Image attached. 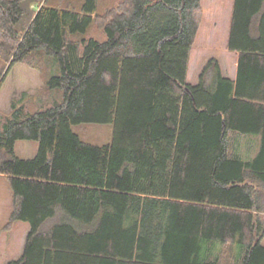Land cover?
<instances>
[{
	"label": "trees",
	"instance_id": "trees-1",
	"mask_svg": "<svg viewBox=\"0 0 264 264\" xmlns=\"http://www.w3.org/2000/svg\"><path fill=\"white\" fill-rule=\"evenodd\" d=\"M233 1L235 78L209 59L190 84L201 0L101 14L98 0H0V54L12 65L43 50L59 69L45 86L63 90L0 122L10 224L29 223L6 264H264V0ZM82 122L111 123V140L82 141ZM231 132L258 135L252 158L230 153ZM18 139L38 141L34 157L15 155ZM226 243L240 247L229 263L213 252Z\"/></svg>",
	"mask_w": 264,
	"mask_h": 264
},
{
	"label": "rangeland",
	"instance_id": "rangeland-1",
	"mask_svg": "<svg viewBox=\"0 0 264 264\" xmlns=\"http://www.w3.org/2000/svg\"><path fill=\"white\" fill-rule=\"evenodd\" d=\"M116 0H98L97 13L101 14L113 6ZM233 0H201L200 26L190 50L187 81L196 84L199 74L209 59L219 63L222 74L230 76V69L237 61V53L227 48L230 19ZM96 15V21L89 28L94 37H102L101 20ZM43 50L33 53L26 61L10 65L0 54V74L4 80L0 82V122L10 114L12 103L24 106L27 111L40 110L59 101L63 97L61 88L47 89L45 78L57 73L58 65L54 58L43 54ZM28 61L37 63L39 67L31 66ZM8 70V71H7ZM236 70V67H234ZM7 71V72H6ZM82 141L92 144H104L112 138L111 123L82 122L71 125ZM230 153L244 159L252 158L259 147V137L255 134H229ZM38 150V141L34 139H18L14 144V153L19 158H32ZM261 216L264 217V187L260 190ZM12 208V189L5 175H0V264H6L10 259L21 254L24 239L29 229V223L17 220L10 224ZM264 245V236L261 240ZM237 245L217 244L213 252L218 254L224 263H229L238 255Z\"/></svg>",
	"mask_w": 264,
	"mask_h": 264
},
{
	"label": "crops",
	"instance_id": "crops-1",
	"mask_svg": "<svg viewBox=\"0 0 264 264\" xmlns=\"http://www.w3.org/2000/svg\"><path fill=\"white\" fill-rule=\"evenodd\" d=\"M234 67H236V70H234ZM236 71H237V61H236V63H234L233 65H232V67H231V69H230V76H228V77H230V78H235V76H236Z\"/></svg>",
	"mask_w": 264,
	"mask_h": 264
}]
</instances>
